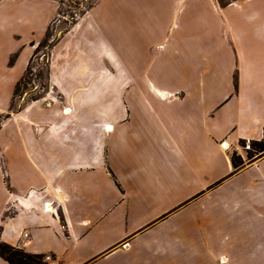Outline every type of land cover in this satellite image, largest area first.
<instances>
[{
	"label": "crops",
	"instance_id": "obj_1",
	"mask_svg": "<svg viewBox=\"0 0 264 264\" xmlns=\"http://www.w3.org/2000/svg\"><path fill=\"white\" fill-rule=\"evenodd\" d=\"M206 1L175 36L168 19L155 34L151 2L141 23L99 0L52 45L58 98L13 112L58 2L0 0V243L65 264H264V155L230 160L262 138L264 75L240 81L238 41ZM262 14L246 22L264 40Z\"/></svg>",
	"mask_w": 264,
	"mask_h": 264
},
{
	"label": "rangeland",
	"instance_id": "obj_2",
	"mask_svg": "<svg viewBox=\"0 0 264 264\" xmlns=\"http://www.w3.org/2000/svg\"><path fill=\"white\" fill-rule=\"evenodd\" d=\"M196 1L199 0H120V2H123V6L121 13L118 12V18L125 21L127 15L134 19L141 17L139 21L142 23L145 18H147L146 16L152 13L148 12L149 2H151L153 3L152 6L155 7L154 12H156L155 23H157V26H155V31L157 32L155 34L158 35L160 33V31H158L160 28H166V25H161L159 23L168 19L173 23L172 30L169 31L170 34L180 35L186 32V22L189 17H191V14L194 13L195 17H200L197 7H193ZM56 2H58L56 15L49 25L44 40L35 48V50H39L37 56L35 55L29 64L31 72L23 80L19 93L13 98V103L11 104V110L13 112L21 103L20 101L24 97L23 93H27L24 99L27 103L44 97H46V99H55L58 96L55 90H51L46 86L47 83L45 78V74L49 67L48 62L52 51V45L57 42L59 36L73 29L84 16L89 15L94 7L97 6L99 0H56ZM206 2L213 11L215 7L221 9L223 21L230 25V32L235 41H238V50L234 47L232 48L234 54L235 51L240 52L237 59L238 70L241 72V75L239 74L240 81L246 83L245 81H248L249 77L253 75L263 79L264 40L258 38L261 36V33L258 32L260 25L254 26L253 22L247 23L246 20L252 17L258 4H260V9L263 13L260 18L264 17V0H207ZM131 4L133 6L137 5V10L134 12L128 10L126 12L123 8L130 7ZM106 12H108V16H111V18L113 17L109 15V13H111L110 11ZM221 26L223 27V25ZM223 28L225 29V27ZM150 43L149 41H145L144 51ZM124 49L125 51L127 49L131 51V45L125 42ZM24 76L25 74L23 77ZM7 120L8 118L5 115L0 116V128ZM249 151L254 154V152L251 151V141H243L238 143L231 155L235 154L240 158L243 156L245 160L249 161L247 159Z\"/></svg>",
	"mask_w": 264,
	"mask_h": 264
},
{
	"label": "trees",
	"instance_id": "obj_3",
	"mask_svg": "<svg viewBox=\"0 0 264 264\" xmlns=\"http://www.w3.org/2000/svg\"><path fill=\"white\" fill-rule=\"evenodd\" d=\"M39 48V47H38ZM39 50L36 49L34 51V54L30 58L29 64L31 63L32 59L37 56ZM29 64L28 68L25 71V76L23 79L20 80V82L17 84L16 89L14 91V96L17 95L20 91V86L22 85L23 80L29 75L31 72L29 69ZM47 77V73L45 74ZM45 77V78H46ZM24 95V93H23ZM251 151L254 152L252 154L250 151L247 154V159L249 161L256 159L262 155H264V128H263V135L262 139L260 141H251ZM232 167L234 171H237L239 168L243 167V160L238 156V155H231L230 157ZM0 256L8 263L10 264H44L42 262V257L40 255H30L27 254L21 250L12 248L8 245H5L3 243H0Z\"/></svg>",
	"mask_w": 264,
	"mask_h": 264
},
{
	"label": "built area",
	"instance_id": "obj_4",
	"mask_svg": "<svg viewBox=\"0 0 264 264\" xmlns=\"http://www.w3.org/2000/svg\"><path fill=\"white\" fill-rule=\"evenodd\" d=\"M57 192H59V189H57ZM53 204H54L53 202L46 203L44 205V210L47 211V212L48 211H52ZM48 207H50V209H48ZM62 229H64V227ZM42 262L44 264H65V263H62L61 261H59L57 258H55L54 256H52L50 254L43 255Z\"/></svg>",
	"mask_w": 264,
	"mask_h": 264
},
{
	"label": "water",
	"instance_id": "obj_5",
	"mask_svg": "<svg viewBox=\"0 0 264 264\" xmlns=\"http://www.w3.org/2000/svg\"><path fill=\"white\" fill-rule=\"evenodd\" d=\"M58 36H59V34H58ZM26 96H27V93H26V94H24V97H23V99L20 101L21 103H23V101H24V99H25V97H26ZM21 103H20V104H21ZM20 104H19V105H20Z\"/></svg>",
	"mask_w": 264,
	"mask_h": 264
},
{
	"label": "bare ground",
	"instance_id": "obj_6",
	"mask_svg": "<svg viewBox=\"0 0 264 264\" xmlns=\"http://www.w3.org/2000/svg\"><path fill=\"white\" fill-rule=\"evenodd\" d=\"M224 147L226 148V145H224Z\"/></svg>",
	"mask_w": 264,
	"mask_h": 264
}]
</instances>
